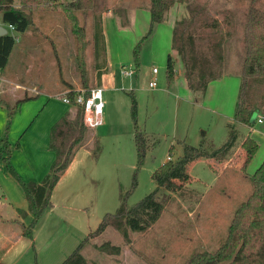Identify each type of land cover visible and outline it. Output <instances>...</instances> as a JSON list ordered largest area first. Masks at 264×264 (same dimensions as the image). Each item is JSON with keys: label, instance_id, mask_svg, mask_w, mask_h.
I'll return each instance as SVG.
<instances>
[{"label": "rangeland", "instance_id": "rangeland-1", "mask_svg": "<svg viewBox=\"0 0 264 264\" xmlns=\"http://www.w3.org/2000/svg\"><path fill=\"white\" fill-rule=\"evenodd\" d=\"M147 2V0L113 1V6L116 10L115 18L112 20L113 23H108L104 30L112 61H116V64H120V62L123 64L118 65L120 66L119 68L117 65L114 66L113 75L109 69L106 73L109 76V83L106 81L107 86L115 90V115L117 122L111 126L107 122L105 126L103 125V127L95 131L87 128V141L78 150L80 155L87 154L89 160L97 159V163L103 171L111 169L114 173V182L119 183L122 193L129 191L137 169V154L133 140L134 122L131 111V100L132 97L134 98L136 102V121L139 128L141 130L146 128L159 132V134L149 136V142L147 143L149 147L147 148L144 162L136 173V187L127 198L128 208H132L159 187V184L163 182V176L167 173L166 169L163 168V164L169 161L170 163H176L181 158L177 153V149H182L183 151L185 149H196L207 155L205 159H211L217 154L215 149L227 142L230 129L225 124V120L223 121V118H221V115H223L221 112H224L228 117H233L235 114L244 58L243 39L247 12L251 7L264 12V0L189 1L204 7L206 15L210 19L220 21L224 16H227L231 23L226 30H229V37L224 38L222 35L223 40L221 39L223 51L221 69L223 75L221 79L225 82V85L222 89L219 88L221 86L216 88L218 85L216 84L217 81H215L212 84L216 85H213L209 90L207 87L204 96L191 93L186 101L187 103L183 104L181 102L177 115V100L175 96L178 95L173 92L172 87L176 78H178L179 62L173 59L174 78L169 84V92L166 81L167 54L169 52L158 55L160 42L157 39H159L161 34H156L155 27L152 33L147 36L150 30L147 18L145 22L139 18L136 25L131 27L130 21L124 15V10L129 7H133L139 10V13H142L141 11L145 10L144 6H146ZM48 13L56 16V13ZM36 14L34 13V16ZM34 16L31 18V30L26 34L16 35L19 37V41L16 42L5 69L0 71L2 78L10 82L7 84L8 88L15 90L17 97L16 99L11 98L9 94H6L2 95L1 99L12 108L25 95L33 96L37 93H43L39 97V101L46 102L48 98L45 93L48 92L45 91L59 94L57 93L59 89L67 88L65 83L70 84L72 87L75 86V83H78L81 90L99 87L92 45V33L95 22L88 18L82 21L81 15H78L80 24L86 30L85 40L88 43L83 50L84 69L81 70L76 56L77 53L75 52V40L72 37L68 22L62 19L59 21L57 19H60V17H56V20L48 19V21H41L40 23ZM101 28H104L102 21ZM140 32L143 33L138 38ZM9 33L15 35L14 32L9 31ZM220 37L219 34L205 32V39L202 44L204 46L207 44L213 46L217 44ZM135 47L138 50V59L136 61L134 57ZM128 50H131L129 62H124L126 51ZM151 66L159 70V76L156 78V91L148 88L152 79L147 67L151 69ZM122 67L132 70L133 74L130 77H124L121 74L124 77L121 78L119 72L121 73ZM82 71H84V74H82ZM54 83L58 84L59 89L55 88L56 84ZM16 86L22 89L16 90ZM53 100L63 103L62 95H56ZM74 109L72 108V115ZM22 119L19 114H16L15 119H11L13 129L19 125ZM251 124L255 130L253 135L256 136H253L252 132L250 134L258 147L247 170L248 174L253 175L264 160V121L260 125L254 121ZM173 127L179 138H185L182 137L184 135L186 138L183 144L174 142V148L170 150V136L168 137L167 135H171ZM235 127L238 134L235 143L238 144L243 139L244 133L240 130L238 131L237 125ZM250 134L248 133V136ZM28 137L23 140L24 143L28 140ZM29 144V142L25 143L26 153L29 151ZM96 144H98V148H96ZM15 145L16 143H14L12 149H14ZM230 153V156H232L234 151ZM168 156L173 157L172 161L167 159ZM227 158L228 156L220 159V162L215 164L214 167L209 165L210 160H208L209 164H205L202 161L195 163L190 173L197 177L201 183L193 182L188 189L183 191L181 196L173 197L162 192L161 200L164 203V210L161 216L162 219L158 224L141 234L130 233L128 244L123 242L118 232L107 227L102 233L91 234L81 251L82 255L89 264H186L187 261L184 260L166 261L163 258V254L166 251L164 248L173 252L174 247H178V237L180 236L194 240V236H196L195 224L204 213L205 223L219 220L224 222L227 219L230 209L234 207V202H237V198L240 196L236 194L238 197L234 198L233 204L229 203V207L223 206V203H217V205H221L219 208L217 205H213L212 201L216 187L225 182V180H217L212 171H215L216 168L217 170L225 168L227 171H231L227 166H219ZM1 165L0 163V200H2L0 203L7 205L9 202L4 201L2 197L3 190L13 197L24 198V194L18 184L8 175L6 168ZM19 172L23 174L22 171ZM183 172L184 169H181L180 173ZM232 176H230L231 182L233 181L232 185L237 188L238 181ZM95 177V181L91 183L92 186L89 185V189H93L98 184L101 185V188L109 189L111 187L112 179L106 178L102 174H100V178ZM236 191L240 192L238 189ZM202 195L203 199L201 198L200 200ZM118 207L119 205L113 208L109 214L115 213ZM8 211L6 214L9 215V218H12L11 216H14L13 212L10 209ZM188 211L191 212V216L188 215ZM91 212L95 213L94 210ZM93 220L99 222L96 217H93ZM24 222L28 225L31 222V217L27 218V220L25 219ZM105 243L120 247V254L118 256H109L100 253L97 247ZM147 254L151 256L152 261L147 258ZM31 264H38L37 259L33 258Z\"/></svg>", "mask_w": 264, "mask_h": 264}, {"label": "crops", "instance_id": "crops-1", "mask_svg": "<svg viewBox=\"0 0 264 264\" xmlns=\"http://www.w3.org/2000/svg\"><path fill=\"white\" fill-rule=\"evenodd\" d=\"M113 1L114 0H103L102 4L104 5V9L101 10L99 16L102 21V26H104V28H102V33L105 43V67L100 79L97 80V83H99V87L103 89L104 95V126L107 122L109 123V126L114 125L117 122L115 115V90L110 88V86H107L106 81L109 83V76L106 73L109 69L113 75L115 69L114 66L117 65L119 68L120 66L118 65H123L121 62L120 64H116V61H112L111 51L108 49L107 40L105 39L104 29L108 23H113L112 20L115 18L116 10L113 6ZM147 1L146 6H144L145 10L141 11L142 13H139L140 11L133 7L124 10V15L126 19L130 21L131 27L136 25L139 18L144 22L147 18V22L150 25L148 10L149 0ZM15 3L17 4V1ZM36 13L37 14L34 17L38 19L40 23L41 21H48V19L56 20V17H60V19H57L59 21L61 19L65 20L60 13H56V16L55 14H49L48 12ZM187 16L188 13L185 4L176 2L166 13L164 21L155 26L156 34H161L159 39H157V41L160 42L158 55L169 52V54H167V59L170 56L172 60L174 59L180 64L178 78H176L175 84L172 87L173 92L178 95L175 96V99L177 100V115L181 104L187 103L186 101L189 99L188 97L191 92L186 85L180 59L177 53L172 50V35L175 24ZM88 19L93 20L94 17L89 13ZM0 28H3L6 31V34H10L6 26L0 24ZM142 33L143 32L139 33L138 38ZM130 53L131 50L126 51L124 62H129ZM151 67V69L148 67L147 69L152 79L154 78L152 69L156 67ZM119 76L124 78L120 72ZM158 76L159 70L157 69L155 78ZM8 83H10L9 80L2 78V75L0 74V137L5 133L7 120V109L5 106H8L1 99V96L9 94L11 98L13 97L16 99L17 97L16 91L8 88ZM54 84H56L55 88L59 89L58 84ZM216 84L218 85L216 88L221 86L219 88L222 89L225 82L220 79ZM216 84L211 83L208 86V90ZM79 87L78 83H75V86H73L75 91L81 90ZM167 87L170 92V85L168 83ZM20 88L21 87L19 86L15 87L16 90H19ZM148 88L152 91H156L157 85L155 88ZM58 91L57 93L59 94L45 91L48 92L45 93L48 98L46 102L39 101V97H41L43 93H37L33 96L25 95V97H28L29 99L19 106L13 117V119H15L16 114H19V116L23 118L22 121H20L15 129H13V124L10 123L7 132V142L10 147H12L14 143L18 145L17 148L14 147V149H12L10 155V167L16 175L25 182L40 183L48 173L50 165L54 160V153L48 149L50 129L66 112L70 111V106L63 101L62 102L65 105L53 100L56 95L67 93L68 89H59ZM221 114H223L221 115V118H223V121L225 120V124L230 125L233 121V117H228L224 112H221ZM257 120V118H253V121L256 123H258ZM258 124H263V121ZM103 125L100 127H103ZM100 127L93 130L95 131ZM237 128L238 131L240 130L244 133L243 139H241L238 144L235 143L227 152L219 153L211 159L196 158L186 165V169L183 173L178 171L172 178L168 179L164 187L161 188V192L166 195L173 197L181 196L183 191L188 189L193 182L201 183L197 177L190 173V170L195 163L202 161L205 164H209L208 160H210L209 165L214 167L215 164L220 162V159L228 156L223 164L219 166H227L231 171H227L225 168L220 167V170H217L216 168L215 171H212L217 180H225V182H222L221 185L215 189V194L213 195L214 197L212 200L213 205L223 203V206L229 207V203L233 204L232 201H234V198L238 197V195L240 196L237 198L238 201L234 202V207L230 209L229 215L224 222L223 220H219L217 222L211 221L210 223H205L204 213L200 220L195 224V241L191 238L187 239L180 236L178 237V247H174L173 252L164 248L166 251L163 254V258L166 261L184 260L187 261L186 264L190 261H193V264H223L238 259L246 253L250 241L252 239L254 240L258 235L260 225L258 222L253 221L254 216L252 213H256V210L252 207L253 202L251 201V197L254 192H256V184L253 179L261 165L253 175L247 173L248 165L258 148L254 138L251 136L255 130L253 127L249 128L246 125H237ZM142 131L148 137L159 134V132H154L146 128ZM248 133L251 134L248 136ZM27 136L29 137L25 143L29 142L30 144L28 146L29 151L26 153L23 140H25ZM167 136H170V150L174 148V142L183 144L185 141L184 139L186 138L185 135L182 136L185 138H179L174 127L171 135ZM246 142H248L250 146L254 145L256 147L252 157L249 159L246 156L245 149H243ZM219 148L214 149L218 150ZM231 151H234L232 156H230ZM177 153L181 158L185 155L188 157L193 155H204L196 149H185L184 151L182 149H177ZM87 157L88 156L85 153L84 155H80L79 152L76 153L72 163L55 186L51 196L52 206L43 212L32 231L31 239L22 236L21 230V225L27 226L24 222L25 219L27 220V218L31 217V215L28 214L26 217L21 218L19 215V211L25 212L28 208L25 197H13L3 190V200L6 202L8 201L10 206L8 204L3 205V203H0V264H31L33 258L37 259L38 264H61L78 247V245L82 243V241H84L96 227H98L102 218L119 205L122 189L118 182H114V173L111 169L103 171L101 167H99L97 159L89 160ZM168 157L172 161L173 157ZM14 160L15 162H13ZM3 166L5 167V165ZM19 171H22L23 174ZM7 173L18 184V182L9 174L8 170ZM100 174L104 175L106 178L112 179L111 187L109 189H106L105 187L101 188V185L97 183L100 187L97 185L93 187V189H89V185L95 181V176L100 178ZM230 176L238 181L237 188H235V185H232L233 181L231 182ZM18 186L20 187L19 184ZM236 189L240 192L236 191ZM201 198L203 199V195L200 196V200ZM1 201L2 200H0V202ZM217 206L220 208L221 205ZM8 209L13 212L14 216H11L12 218H9V215L6 214L9 212ZM92 210L95 211L94 214L91 212ZM162 213L153 226L161 221ZM188 215L191 216V212L188 211ZM93 217H96L99 222H95ZM146 256L152 261L149 254Z\"/></svg>", "mask_w": 264, "mask_h": 264}, {"label": "trees", "instance_id": "trees-1", "mask_svg": "<svg viewBox=\"0 0 264 264\" xmlns=\"http://www.w3.org/2000/svg\"><path fill=\"white\" fill-rule=\"evenodd\" d=\"M17 1V4L15 3ZM190 0H149L150 30L162 23L166 13L174 3H183L186 6L188 17L177 22L173 29L172 50H174L182 64L184 79L189 91L198 96H204L207 87L222 78V35L229 37L228 27L230 21L227 16L222 20L210 19L206 15V9ZM103 0H0V24L14 27L15 35L5 34L0 36V71L4 70L18 40L16 35L26 34L31 30L34 13L53 12L63 15L68 22L72 37L75 40V52L81 70L83 66V50L87 46L85 40V28L80 23L87 20L89 13L93 15L95 25L92 33V45L97 80L100 79L105 67V43L101 28L100 12L104 9ZM92 12V13H91ZM205 32L219 34L217 44L204 46ZM222 39V40H221ZM137 47L134 57L137 58ZM244 58L242 62L240 89L236 103L233 121L228 125L229 138L218 150L217 154L225 153L233 147L237 139L236 125H246L252 128L251 120L256 115L257 119L264 121V12L251 7L246 16L245 34L243 39ZM1 74V72H0ZM84 74V71H82ZM174 78V62L170 58L166 64V81L170 84ZM68 89L67 96L70 100V111L66 112L50 129L48 149L54 153V160L50 165L48 173L40 183L25 182L10 167V155L12 147L7 142V132L11 119L19 106L29 98L24 97L7 109V120L5 133L0 137V162L5 165L9 174L20 185L27 201V212L19 211L21 218L31 215V222L25 226L21 225L22 236L31 239L32 231L42 216L43 212L52 206L51 196L55 186L72 163L78 150L86 143L88 129L84 126L83 111L74 101L76 91L65 83ZM85 87V85H83ZM2 103V102H1ZM132 119L134 122V145L137 154V169L132 179L131 189L120 194V204L115 213L106 214L100 221L96 230L78 245V247L61 264H89L81 251L86 245L91 234L102 233L107 227L119 233L125 244L129 243V234H141L150 229L159 219L164 210L161 200V188L168 179L172 178L178 171L184 169L188 163L196 158H205L207 155H185L176 163L170 161L163 164L167 173L163 176V184L148 195L145 199L136 203L132 208L127 206V198L136 187V173L143 164L149 142V137L139 128L136 121V102L132 97ZM72 108L74 113L72 115ZM98 148V144L95 145ZM18 145H15L17 148ZM247 158H251L256 147L246 142L244 148ZM216 154V156H217ZM215 156V155H214ZM253 181L256 184V192L251 197L252 207L256 210L253 221L258 222L260 231L250 241L246 253L238 259L223 264H264V160L257 171ZM255 203V204H254ZM102 254L118 256L121 248L105 243L97 247ZM188 264H193L190 261Z\"/></svg>", "mask_w": 264, "mask_h": 264}, {"label": "built area", "instance_id": "built-area-1", "mask_svg": "<svg viewBox=\"0 0 264 264\" xmlns=\"http://www.w3.org/2000/svg\"><path fill=\"white\" fill-rule=\"evenodd\" d=\"M7 29L11 32H14V27L11 25L7 26ZM18 40V37L15 38ZM121 74L124 77H130L133 74V71L127 68H121ZM152 74L154 78L149 83L150 88L156 87V78L157 68L152 69ZM62 101L69 105L70 100L67 96V93L62 95ZM75 103L82 108L83 111V124L88 129H96L103 125V110H104V95L103 89L100 87H94L89 90H79L74 96ZM258 123H262L261 119L257 120ZM168 160L170 158L168 157Z\"/></svg>", "mask_w": 264, "mask_h": 264}, {"label": "water", "instance_id": "water-1", "mask_svg": "<svg viewBox=\"0 0 264 264\" xmlns=\"http://www.w3.org/2000/svg\"><path fill=\"white\" fill-rule=\"evenodd\" d=\"M1 29V32H0V36L2 35H5L6 34V31L3 29V28H0ZM255 117V116H254ZM253 117V118H254ZM253 121V119L251 120V122Z\"/></svg>", "mask_w": 264, "mask_h": 264}]
</instances>
